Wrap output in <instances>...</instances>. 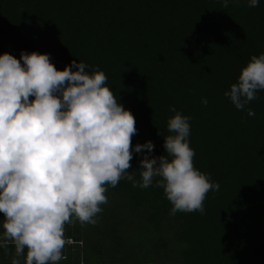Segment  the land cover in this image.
I'll list each match as a JSON object with an SVG mask.
<instances>
[{
    "label": "trees",
    "instance_id": "obj_1",
    "mask_svg": "<svg viewBox=\"0 0 264 264\" xmlns=\"http://www.w3.org/2000/svg\"><path fill=\"white\" fill-rule=\"evenodd\" d=\"M222 2L0 0V55L35 51L54 56L57 70L75 60L89 74L103 71L105 86L135 118L133 148L152 141L153 156L167 155L174 106L190 117L194 167L219 184L203 215H170L158 177L144 189L122 179L108 186L95 225H65L59 264H264V90L245 110L224 95L251 57L264 54V0ZM141 158L133 152L128 170L138 181ZM3 220L0 213V235ZM14 256V245L0 248V264Z\"/></svg>",
    "mask_w": 264,
    "mask_h": 264
},
{
    "label": "clouds",
    "instance_id": "obj_2",
    "mask_svg": "<svg viewBox=\"0 0 264 264\" xmlns=\"http://www.w3.org/2000/svg\"><path fill=\"white\" fill-rule=\"evenodd\" d=\"M230 2L238 0H223L222 7ZM248 6L258 7L259 0H248ZM87 68L73 60L57 70L49 54L35 51H22L20 59L0 55V248L7 252L14 245L11 264H22L21 257L23 264H59L66 258L65 225H95L108 203V186L122 179L144 189L158 177L155 186L173 205L170 215H203L207 194L219 190L194 167L190 117L170 106L171 134L158 130L167 155L153 156L152 141L133 148V114L105 86V73L97 68L89 74ZM258 90H264V54L251 57L224 95L245 110ZM247 115L255 112L249 108ZM133 152L142 156L139 181L128 171Z\"/></svg>",
    "mask_w": 264,
    "mask_h": 264
},
{
    "label": "rangeland",
    "instance_id": "obj_3",
    "mask_svg": "<svg viewBox=\"0 0 264 264\" xmlns=\"http://www.w3.org/2000/svg\"><path fill=\"white\" fill-rule=\"evenodd\" d=\"M50 61H51V63L55 64L56 60L54 59V56L50 55ZM136 233H137V236L140 237V240L148 241V239H149L148 233H146L145 231H141V229L137 230ZM70 241L72 242V240H70Z\"/></svg>",
    "mask_w": 264,
    "mask_h": 264
}]
</instances>
